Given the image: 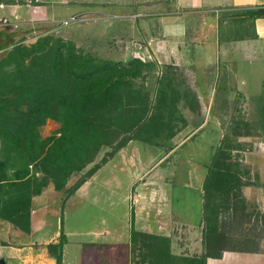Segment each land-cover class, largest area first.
Here are the masks:
<instances>
[{
  "label": "crops",
  "instance_id": "0c3cea01",
  "mask_svg": "<svg viewBox=\"0 0 264 264\" xmlns=\"http://www.w3.org/2000/svg\"><path fill=\"white\" fill-rule=\"evenodd\" d=\"M25 1L0 0V27L15 29L0 30V39L25 36L34 32L32 27L46 24L47 32L70 39L100 61L172 66L183 73L184 85L199 107L195 113L182 110L187 123V114H202V106L206 120L221 121L225 117L217 106L264 94V17L231 20L235 12L264 10V0H36L30 5ZM72 16L78 22L59 26ZM257 140L251 151L240 154L245 165L257 170L261 186L240 190L251 204L250 222L256 228L264 215V139ZM206 166L192 164L185 181L163 179L146 167V206L158 205L157 214L146 217V234L168 239L175 255L198 258L204 252L201 187ZM177 189L193 192L197 198L193 209L186 203V211L183 200L177 201L183 195L178 196ZM54 194L51 188L32 197L25 229L0 219V264H56L54 247L60 242L59 264H130L127 242L116 233L107 228L88 232L66 228L59 210L50 205ZM255 242L256 251L223 249L218 257H206L204 264H264V238Z\"/></svg>",
  "mask_w": 264,
  "mask_h": 264
},
{
  "label": "rangeland",
  "instance_id": "374dc122",
  "mask_svg": "<svg viewBox=\"0 0 264 264\" xmlns=\"http://www.w3.org/2000/svg\"><path fill=\"white\" fill-rule=\"evenodd\" d=\"M32 28L34 32L25 36V33H17L12 39L7 37L8 33L7 38L0 39V208L8 204L28 209L29 214L32 197L53 189L54 180H61L62 189H53L56 194L50 205L59 210L66 228L78 232L107 228L116 233L120 241L127 242L130 264H160L159 258L148 255L152 244L163 237L150 234L151 239L146 238V217L158 211V205L155 208L146 206V167H152V174L158 173L163 179L175 177L185 181L192 164L206 166L209 163L222 122L237 115L246 120L251 112L250 105L241 98L239 103L217 106L225 117L221 121L206 120L202 106V114H187L188 123L178 129L169 150L129 141L108 157L111 147L122 135L100 123L99 110L91 118L77 116L80 114L73 110L64 112L63 117L58 111H48L55 101L53 81L49 78L54 75L52 68L56 56L60 55L58 48L63 49L61 65L74 74L85 73L106 62L86 53L70 39L47 32L46 24ZM0 30L15 29L3 26ZM23 30L28 29L24 27ZM139 69L138 66L116 68L114 78L121 86L126 80L146 86L147 79H138L141 77ZM172 74L176 81L185 80L179 70ZM35 77H38L36 82ZM121 86H118V93H121ZM146 95L149 100L150 89L146 90ZM238 141L242 151L248 152L252 150V142L260 140L242 137ZM103 160L104 164L85 180L87 172ZM18 180L25 182L28 189L17 183ZM79 182L82 183L78 185ZM180 192L183 195L179 196ZM24 193H28L27 208L20 197ZM177 194V201L183 200L186 211V203L193 209L197 198L192 191L177 189ZM174 202L172 211L176 207ZM255 226L254 221L247 225L251 238L257 234ZM240 228L238 210L223 212L218 230L205 240L206 253L214 255L223 249L240 248ZM169 252L184 257L181 253L175 255L170 247Z\"/></svg>",
  "mask_w": 264,
  "mask_h": 264
},
{
  "label": "trees",
  "instance_id": "16d2710c",
  "mask_svg": "<svg viewBox=\"0 0 264 264\" xmlns=\"http://www.w3.org/2000/svg\"><path fill=\"white\" fill-rule=\"evenodd\" d=\"M231 17V20H254L264 17V10L235 12ZM62 50L58 48L57 53L60 55L56 56L52 68L54 75L49 78L53 81L52 95L55 101L48 111H58L63 117L64 112L73 110L75 114H80L77 116L91 118L99 110L102 116L100 123L122 135L119 142L111 147L108 157L114 155L129 141L167 151L178 129L186 125L182 110L198 112L195 95L184 85V80L176 81L172 74L175 69L172 66L157 67L153 63H141L137 60L128 63L106 62L85 73L74 74L61 65ZM135 66L140 68L138 74L141 77L138 79H147V85H136L133 80H126L122 83L123 86L119 85L118 79L114 78V69ZM33 80L36 82L38 77ZM118 86L122 87L121 93L117 92ZM148 89L151 90L149 100L146 95ZM247 104L250 105L251 112L246 120L237 115L222 122L221 134L206 166L201 187V219L204 245L205 240L218 230L221 214L238 210L241 220L239 239L242 244L240 248L230 250L251 252L256 251L255 240L264 238V215L261 216L260 226L257 228L255 226L257 234L251 238L247 233L251 204L242 199L240 190L243 187L261 186L257 182V170L242 162L240 156L242 148L238 139L242 137L264 139V94L249 98ZM88 124L91 126L90 122ZM104 162L103 160L89 170L84 179L87 180ZM17 183L28 189L25 182L18 180ZM62 185L61 180H54L53 189L60 191ZM20 197L24 199L27 208L28 193ZM28 215V209L15 208L8 204L0 208L1 220L22 229L28 226ZM146 238L151 239L150 235ZM60 245L61 242L54 247L56 264H59L60 260ZM148 255L159 258L160 264H204L206 257H218L219 252L209 255L204 249L198 258L174 256L169 252V240L161 238L152 244Z\"/></svg>",
  "mask_w": 264,
  "mask_h": 264
},
{
  "label": "built area",
  "instance_id": "2783aa9c",
  "mask_svg": "<svg viewBox=\"0 0 264 264\" xmlns=\"http://www.w3.org/2000/svg\"><path fill=\"white\" fill-rule=\"evenodd\" d=\"M37 1L36 0H26L25 1V4L26 5H30L32 3H36ZM223 11V10H221ZM220 11H216L215 13H219ZM78 22V19L75 17V16H72V17H69L68 19L66 20H62L60 23H59V26H62V27H65V26H68L69 24L71 23H76Z\"/></svg>",
  "mask_w": 264,
  "mask_h": 264
}]
</instances>
